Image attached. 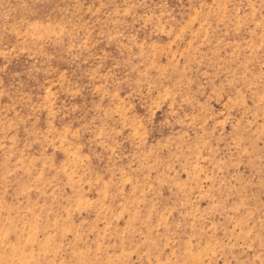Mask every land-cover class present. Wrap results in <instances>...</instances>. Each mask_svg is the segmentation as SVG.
Here are the masks:
<instances>
[{
  "label": "rangeland",
  "instance_id": "1",
  "mask_svg": "<svg viewBox=\"0 0 264 264\" xmlns=\"http://www.w3.org/2000/svg\"><path fill=\"white\" fill-rule=\"evenodd\" d=\"M0 264H264V0H0Z\"/></svg>",
  "mask_w": 264,
  "mask_h": 264
}]
</instances>
